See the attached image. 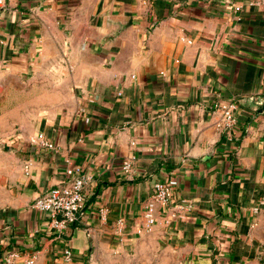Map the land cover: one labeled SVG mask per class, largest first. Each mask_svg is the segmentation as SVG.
Instances as JSON below:
<instances>
[{"label": "crops", "instance_id": "0c3cea01", "mask_svg": "<svg viewBox=\"0 0 264 264\" xmlns=\"http://www.w3.org/2000/svg\"><path fill=\"white\" fill-rule=\"evenodd\" d=\"M24 77L50 85L49 103L0 154V264H264V6L14 0L0 8V85ZM231 102L233 141L214 107ZM39 132L57 149L33 144ZM69 164L92 181L85 216L58 233L33 203ZM173 179L190 211L167 224L157 207L137 234L154 183Z\"/></svg>", "mask_w": 264, "mask_h": 264}, {"label": "built area", "instance_id": "2783aa9c", "mask_svg": "<svg viewBox=\"0 0 264 264\" xmlns=\"http://www.w3.org/2000/svg\"><path fill=\"white\" fill-rule=\"evenodd\" d=\"M14 0H0V8H7ZM251 6H264V0H248ZM241 7H239L240 9ZM135 78V76H133ZM217 109L222 111V121L218 124V128L224 134L225 138L233 141L237 130V118L234 115L235 105L233 102L225 105L216 103ZM19 137L9 138L4 142V146L13 149ZM31 142L35 145L54 151L57 149L56 144L51 141L44 132L37 133ZM70 163V162H69ZM133 162L127 160L123 163L124 171L130 173L133 169ZM30 163L26 164V173L29 174ZM67 179L62 183L49 189L47 192L36 197L33 206L37 210L46 213L50 218V224L58 233L74 225L82 219L86 214V187L91 183L92 177L81 173V169L72 164L66 169ZM177 181L173 180H158L153 185L151 200L146 208L144 225L138 228L137 234L151 233L154 229L157 220L156 208L160 207L162 215L166 219L167 224L181 220L186 217L191 206L178 205L175 197V187ZM105 216V210H102ZM126 219L120 217L116 221L114 233L120 240H125L127 235ZM12 256V255H11ZM63 257L66 262L73 260V251L66 248L63 251ZM35 256L28 260V264H34ZM7 263H11L9 260ZM12 264V263H11Z\"/></svg>", "mask_w": 264, "mask_h": 264}, {"label": "rangeland", "instance_id": "374dc122", "mask_svg": "<svg viewBox=\"0 0 264 264\" xmlns=\"http://www.w3.org/2000/svg\"><path fill=\"white\" fill-rule=\"evenodd\" d=\"M5 83L0 85V154L11 151L4 146L6 140L19 136L24 124L27 121L32 124V119H36V116L30 117L32 106L37 104L41 109L46 108L49 102L45 94L50 90V85L39 84L28 77Z\"/></svg>", "mask_w": 264, "mask_h": 264}, {"label": "water", "instance_id": "95a60500", "mask_svg": "<svg viewBox=\"0 0 264 264\" xmlns=\"http://www.w3.org/2000/svg\"><path fill=\"white\" fill-rule=\"evenodd\" d=\"M260 105V110L259 112L260 113H264V97L262 98L261 102L259 103Z\"/></svg>", "mask_w": 264, "mask_h": 264}]
</instances>
